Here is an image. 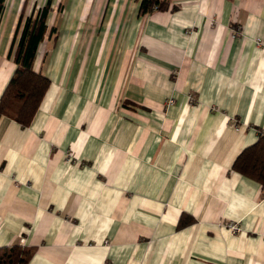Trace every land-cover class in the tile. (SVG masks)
Here are the masks:
<instances>
[{
	"label": "crops",
	"instance_id": "crops-1",
	"mask_svg": "<svg viewBox=\"0 0 264 264\" xmlns=\"http://www.w3.org/2000/svg\"><path fill=\"white\" fill-rule=\"evenodd\" d=\"M46 1L3 2L0 95L16 28ZM166 1L144 16L140 0L52 1L34 62L49 87L28 127L0 119V248L264 264V190L231 169L264 132V0Z\"/></svg>",
	"mask_w": 264,
	"mask_h": 264
},
{
	"label": "trees",
	"instance_id": "trees-1",
	"mask_svg": "<svg viewBox=\"0 0 264 264\" xmlns=\"http://www.w3.org/2000/svg\"><path fill=\"white\" fill-rule=\"evenodd\" d=\"M53 0L42 7L33 8L31 14L20 20L10 48L15 70L0 95V119L7 118L22 128L28 127L49 87V80L34 71V62L39 45L47 32V19ZM4 0H0V14ZM166 0H140L139 15L164 11ZM55 28L49 31V39ZM257 140L245 147L235 158L231 169L258 183L264 190V132L257 133ZM33 250L20 246L0 248V264H27Z\"/></svg>",
	"mask_w": 264,
	"mask_h": 264
},
{
	"label": "built area",
	"instance_id": "built-area-1",
	"mask_svg": "<svg viewBox=\"0 0 264 264\" xmlns=\"http://www.w3.org/2000/svg\"><path fill=\"white\" fill-rule=\"evenodd\" d=\"M256 44L260 45V44H262V41L257 40ZM168 104L169 105L172 104V100L168 101ZM225 225L231 231L232 234H237L241 230L240 227L238 226V224H234L233 222H229V223H227Z\"/></svg>",
	"mask_w": 264,
	"mask_h": 264
},
{
	"label": "rangeland",
	"instance_id": "rangeland-1",
	"mask_svg": "<svg viewBox=\"0 0 264 264\" xmlns=\"http://www.w3.org/2000/svg\"><path fill=\"white\" fill-rule=\"evenodd\" d=\"M52 9H53L54 13H56V14H60L61 11H63V10L59 11L58 5H54ZM62 9H63V7H62Z\"/></svg>",
	"mask_w": 264,
	"mask_h": 264
}]
</instances>
